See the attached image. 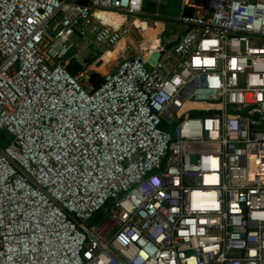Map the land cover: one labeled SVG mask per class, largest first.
<instances>
[{
    "label": "built area",
    "instance_id": "1",
    "mask_svg": "<svg viewBox=\"0 0 264 264\" xmlns=\"http://www.w3.org/2000/svg\"><path fill=\"white\" fill-rule=\"evenodd\" d=\"M142 4L0 0V264H264V0H181L169 48L66 69Z\"/></svg>",
    "mask_w": 264,
    "mask_h": 264
},
{
    "label": "rangeland",
    "instance_id": "2",
    "mask_svg": "<svg viewBox=\"0 0 264 264\" xmlns=\"http://www.w3.org/2000/svg\"><path fill=\"white\" fill-rule=\"evenodd\" d=\"M180 3L181 0H166V3L157 8V4L154 0H143L141 12L128 15V21L122 27L123 29H121L124 33L123 36H127L125 41L130 44L133 43L135 50L127 52V54L118 52V55L121 56V58L123 56L129 57L136 55L138 52H142L143 49L146 53H149L159 47L160 44L169 48L178 34L185 29V26L177 20L181 10ZM134 16L141 18V21L136 23V27L140 28L141 32L139 29L130 25V19ZM77 45H80L79 40H76V46ZM112 51V48L104 50L96 49L90 54L92 56L83 64L84 70L82 76H80V80L84 85H91L86 75L90 76L91 73H97L103 77L104 73L116 69L115 66L108 69V71H103V67H101L103 60H109V53ZM105 216L106 213L101 211L98 220H102Z\"/></svg>",
    "mask_w": 264,
    "mask_h": 264
},
{
    "label": "trees",
    "instance_id": "3",
    "mask_svg": "<svg viewBox=\"0 0 264 264\" xmlns=\"http://www.w3.org/2000/svg\"><path fill=\"white\" fill-rule=\"evenodd\" d=\"M186 13H191L192 9L187 8L185 10ZM130 25H132L134 28H136L133 18L130 19ZM141 36V35H140ZM127 36H123L121 40L116 44L114 48H112V52L109 53V60H103L101 67H103V71H108V69H111L112 67H117L119 64V60L121 56L118 55V52H122L123 54H127V52H131L135 50L134 44L127 43L125 41V38ZM142 39V36H141ZM84 46V43L82 42L80 45L77 46V48H81ZM108 65V66H107ZM89 82L92 86L96 87L99 85V83L102 81V77L97 73H91L89 76Z\"/></svg>",
    "mask_w": 264,
    "mask_h": 264
},
{
    "label": "bare ground",
    "instance_id": "4",
    "mask_svg": "<svg viewBox=\"0 0 264 264\" xmlns=\"http://www.w3.org/2000/svg\"><path fill=\"white\" fill-rule=\"evenodd\" d=\"M94 16L101 21L103 24H107V25H111L112 27H114L115 29H119L120 27H122L123 25H125L128 21V18L126 15L122 14V13H118V12H114V11H109V10H95L93 11ZM133 18V22L136 25V23L138 21H141L139 17L134 16ZM144 20V19H143ZM137 29L140 30L141 29L136 27ZM121 40V39H120ZM161 41V40H160ZM84 46L81 48H78L79 50L84 51V54L86 56H89L95 49L94 46H88L87 48H85L87 46V42L83 41ZM143 48V47H142ZM144 51V49H143ZM105 54V53H104Z\"/></svg>",
    "mask_w": 264,
    "mask_h": 264
},
{
    "label": "water",
    "instance_id": "5",
    "mask_svg": "<svg viewBox=\"0 0 264 264\" xmlns=\"http://www.w3.org/2000/svg\"><path fill=\"white\" fill-rule=\"evenodd\" d=\"M74 52V49H71L67 54L66 57H70L71 54ZM158 52H154L152 54V58H156L158 56ZM150 59L152 61L153 59ZM63 64V62H61ZM66 69L71 73L75 74L79 71H82L84 69V65L78 61L77 59H70L66 64H65Z\"/></svg>",
    "mask_w": 264,
    "mask_h": 264
}]
</instances>
